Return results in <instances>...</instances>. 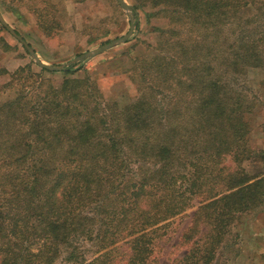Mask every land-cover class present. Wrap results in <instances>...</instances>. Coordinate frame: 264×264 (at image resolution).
<instances>
[{
    "label": "trees",
    "instance_id": "1",
    "mask_svg": "<svg viewBox=\"0 0 264 264\" xmlns=\"http://www.w3.org/2000/svg\"><path fill=\"white\" fill-rule=\"evenodd\" d=\"M139 1L168 24L154 30L165 45L138 59L140 77L130 70L163 83L149 95L112 106L90 78L43 89L47 70L11 74L16 97L0 102V264H156L159 240L195 201L176 264H215L237 219L264 206V171L243 168L264 163L241 86L264 65V31L246 16L257 0Z\"/></svg>",
    "mask_w": 264,
    "mask_h": 264
},
{
    "label": "rangeland",
    "instance_id": "2",
    "mask_svg": "<svg viewBox=\"0 0 264 264\" xmlns=\"http://www.w3.org/2000/svg\"><path fill=\"white\" fill-rule=\"evenodd\" d=\"M125 1L134 7L141 4L139 0ZM136 10V27L127 43L77 63L71 68L78 70L75 75L67 74V70L43 72V89L49 84L58 88L71 77L90 78L99 99L102 97L105 104L124 107L139 96L161 87L163 83L160 80L153 83L140 80L132 77L130 70L138 69L137 77H140L144 64L138 59L151 58L155 55L153 47L156 44L161 42L165 45V39H160L154 30L168 24L165 20L149 16L150 8ZM0 13L7 24L31 46L40 61L54 67L65 66L79 56L125 36L131 26L130 18L118 0H0ZM247 15L258 21V31L263 32L264 0H257L256 7H249ZM240 22L244 25L243 19ZM193 34L197 36L200 33ZM26 66L36 73L46 70L35 63L23 44L0 22V102L16 97V86L7 84L11 81V74ZM241 86L254 104V110L247 118L252 127L250 146L262 151L264 65L250 68L246 78L241 80ZM166 97L168 100L172 98L171 95ZM224 165L232 169L236 167L230 156L225 158ZM243 168L253 176L259 175L264 171V163L245 162ZM198 206V201H195L192 209L172 221L167 235L162 236L156 247V264H176L185 256L190 244L183 237ZM92 244H83L80 248L89 259L97 251ZM124 249L125 246L121 244L120 252ZM58 264L68 263L60 260ZM215 264H264V206L237 219Z\"/></svg>",
    "mask_w": 264,
    "mask_h": 264
},
{
    "label": "water",
    "instance_id": "3",
    "mask_svg": "<svg viewBox=\"0 0 264 264\" xmlns=\"http://www.w3.org/2000/svg\"><path fill=\"white\" fill-rule=\"evenodd\" d=\"M118 3L121 6V8L127 13L128 17L130 18L131 26H130L129 32L125 36L120 37V38L110 42L109 44L102 46L101 48H98L94 51H91V52H88L82 56H79L78 58H76L72 62L68 63L67 65L60 66V67H54V66H49V65L43 64L40 61V59L38 58V56L36 55V53L34 52V50L31 48V46L24 40V38L22 36H20L12 27H10L7 24V22L2 17L1 13H0V22L19 42H21L23 44V46L27 49V51L33 57L35 63L38 66H40L42 69H46L48 71H58L59 72V71L67 70L69 68V66H72L75 63L94 58V57H96V56L116 47V46L125 44L131 39V37L134 34L135 27H136L135 16L136 17L138 16V12L134 6L128 4L125 0H118Z\"/></svg>",
    "mask_w": 264,
    "mask_h": 264
}]
</instances>
